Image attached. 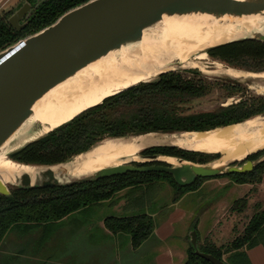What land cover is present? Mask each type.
Wrapping results in <instances>:
<instances>
[{
  "label": "trees",
  "instance_id": "16d2710c",
  "mask_svg": "<svg viewBox=\"0 0 264 264\" xmlns=\"http://www.w3.org/2000/svg\"><path fill=\"white\" fill-rule=\"evenodd\" d=\"M35 1L24 0L31 8ZM86 1L46 0L33 8L27 18L20 20L23 26L19 30H14L7 24L6 19L12 12H6L0 17V50L50 25L63 12ZM205 53L209 58L233 68L250 72L264 71V42L238 40L208 48ZM186 72L189 74L183 75L180 71L164 72L152 81L138 83L110 95L39 139L12 152L8 157L24 164L52 165L88 150L105 138L149 132H201L239 123L253 115L264 113L262 97L258 98L259 101H238L209 111L187 112L188 104L207 95L212 84L197 70ZM220 86L226 92L229 89H241L240 85L228 83ZM139 153L167 155L194 163H204L205 157H209L202 152L174 146L148 147ZM263 153L264 148L248 155L246 160H255ZM154 164L164 165L160 162ZM263 175L264 159L248 172L222 173L215 177L227 176L234 183L254 185L261 182ZM160 179H166L171 186V201L175 202L183 193L195 190L208 177L196 178L192 184L184 187L177 186L169 174L155 172L124 173L56 187H10L8 196L0 195V241L8 229L17 228L20 233H26L39 225L58 221L82 207L110 200L123 189L134 190L142 185L147 190L154 181ZM246 198L247 195H244L233 200L227 210L241 213L246 207ZM138 201H141L139 196L133 203ZM252 208L240 233L224 244H216L209 234L200 239L197 232L198 216L194 214L189 221L188 230L196 233L195 249L222 259L226 264L233 259L240 264H250L244 250L255 245L264 247V203H256ZM101 223L110 235L128 234L131 249L137 248L153 230L150 216L145 213L122 217L106 216ZM184 239L188 242L187 236ZM193 251L194 248L188 242L181 264H212Z\"/></svg>",
  "mask_w": 264,
  "mask_h": 264
},
{
  "label": "water",
  "instance_id": "95a60500",
  "mask_svg": "<svg viewBox=\"0 0 264 264\" xmlns=\"http://www.w3.org/2000/svg\"><path fill=\"white\" fill-rule=\"evenodd\" d=\"M45 1L46 0H36L32 8L28 3H22L7 17V24L14 30H19L23 26L20 20L22 18H27L33 12V8H37ZM189 14L209 16L215 19L220 17L241 18L257 16L261 20L262 31H252L241 38L208 46L203 49L204 52L208 48L238 40L264 42V0H87L63 12L50 25L32 34L26 35L1 49L0 153L3 151L9 138L30 117L32 107L36 101L53 87L72 77L77 71L90 63L104 57L107 53L116 51L121 46L138 42L142 32L158 24L162 17H181ZM174 63L181 62L174 60L172 64ZM168 71L175 70L169 69L159 72L153 79L144 82L152 81L156 79L157 75ZM183 71L188 70L183 69ZM226 79L231 82L238 80L228 75H226ZM104 98H102V100ZM262 114L264 113L255 116ZM224 127L226 126L217 128ZM51 130L10 150L6 157L11 160L8 157L9 154L39 139ZM149 133L157 134L156 132ZM143 134L125 135L105 139L135 137ZM160 134L165 135L172 133ZM156 146H174L184 149L175 144H153L143 147L140 150ZM263 148L264 146L251 153H247L240 159L227 160L226 166L222 168L218 167L220 165L213 166V162L210 164H207V162L194 163L181 158L168 156L175 160L177 165L173 166L160 159L161 156L167 155L152 154L143 156L139 153V150L136 154V160H127L121 164L100 168L89 175L76 178L67 177L65 165L78 154L64 162L52 165H31L13 161L23 165L39 167L40 171L34 176L32 182L30 176L25 173L19 174L12 184H5L0 180V195L8 196L10 187H56L124 173H165L171 176L173 182L177 186L184 187L192 184L196 178L200 177L210 178L222 173L248 172L257 162L264 159V153L255 160H246V157ZM86 151L79 154H83ZM239 161H243L240 166L231 165ZM154 162H163L164 165H157L154 164ZM146 163L149 164L145 165ZM52 167H55V169L52 170ZM188 236L189 242L194 248L193 252L195 255L208 260L212 264H226L222 259L208 253L199 252L195 249L196 233L194 230H191Z\"/></svg>",
  "mask_w": 264,
  "mask_h": 264
},
{
  "label": "bare ground",
  "instance_id": "6f19581e",
  "mask_svg": "<svg viewBox=\"0 0 264 264\" xmlns=\"http://www.w3.org/2000/svg\"><path fill=\"white\" fill-rule=\"evenodd\" d=\"M262 30L261 20L257 16L215 19L189 14L162 17L158 24L142 32L138 42L107 53L36 101L30 117L9 138L0 153L1 182L12 184L22 173L30 176L32 182L40 171L39 167L9 160L6 155L10 150L41 136L106 96L153 79L159 72L173 69L174 60L190 64L186 60L190 54L202 59L206 56L203 49L208 46ZM192 65L205 73L228 75L240 81L251 80L253 89H258L264 95V72L222 68L217 63L212 70H204L199 64ZM153 144H175L182 148L220 153L219 159L213 162V166H218L227 160L240 159L264 146V114L203 133H148L135 137L104 139L65 165L67 177H82L100 168L136 160V154L141 148ZM160 159L173 166L177 165L172 157L161 156ZM51 169L54 170L55 167Z\"/></svg>",
  "mask_w": 264,
  "mask_h": 264
},
{
  "label": "rangeland",
  "instance_id": "374dc122",
  "mask_svg": "<svg viewBox=\"0 0 264 264\" xmlns=\"http://www.w3.org/2000/svg\"><path fill=\"white\" fill-rule=\"evenodd\" d=\"M22 3L24 0H13L4 8H0V17L6 12L15 11ZM186 60L190 64L174 63L172 70L188 75L189 73L183 69L188 71L195 69L212 84L211 91L207 95L188 104L187 112L209 111L218 106H225L238 101H259V97L264 98L261 91L253 89L251 80L231 82L226 79V75L205 73L192 64H199L204 70L214 69L215 63L222 68H233L231 66L213 60L207 55L205 58L198 59L195 54H190ZM212 82L216 83L213 84ZM223 83L240 85L241 89H229L226 92L220 86ZM184 149L209 155V157H205L207 164L220 157V153ZM227 162L218 167L226 166ZM241 164L242 162L239 161L231 165L240 166ZM222 178L224 185H221L222 183L215 186L211 183L202 185V182L207 179L201 181L194 191L186 192L180 197L175 202L177 204H173L171 201L173 195L171 186L166 179H160L154 181L155 183L147 190L142 185L134 190L123 189L110 200L82 207L58 221L39 225L26 233H20L17 228L8 229L0 241V264H105L104 262L111 261L109 256H118L121 258V264H157L154 262L153 256L155 254H158L159 257L164 256L163 249L165 247L169 249L180 248V251H184L185 257V247L189 242L188 234L191 231L188 230V224L194 214L191 211L193 214L190 215V209H202L207 204V200L223 201L220 205L221 209L214 212L207 211L210 216H202V211L198 215V221H200L197 225L199 238L202 239L203 234H207L209 231L215 243L224 244L240 233L247 218L252 213L253 205L264 203V175L261 185H259L260 183L251 186L238 184L239 186L234 188V191L232 188L229 194L226 193L227 188L235 183L231 177L222 176ZM244 195H247L246 207L241 213H233L227 210L233 199ZM138 196L141 201L133 203V200ZM137 213H145L150 216L153 230L135 249L128 247V234L121 233L117 237L116 235H108L101 223L106 216L122 217ZM213 213L215 216H211ZM155 228L168 231L164 236L165 238L161 240L155 235ZM182 236H184V245L180 239ZM186 236L188 242L184 239ZM156 242L161 247L154 250L153 246ZM260 247L264 250V247L261 245ZM247 249L244 251L246 252ZM184 257L180 263L173 261L170 264H181ZM228 262L229 264H240L236 259Z\"/></svg>",
  "mask_w": 264,
  "mask_h": 264
},
{
  "label": "crops",
  "instance_id": "0c3cea01",
  "mask_svg": "<svg viewBox=\"0 0 264 264\" xmlns=\"http://www.w3.org/2000/svg\"><path fill=\"white\" fill-rule=\"evenodd\" d=\"M13 0H0V8H4L5 7V5H7V4H9V3H11ZM263 179V178H262ZM224 181V179L222 178V177H210L209 179H207V180H205V181H203L202 182V185H204L205 183H211L213 186H215V185H219L220 183H222ZM262 182V181H261ZM260 182V184L259 185H261L262 183ZM201 185V186H202ZM221 185H224L223 183L221 184ZM242 185V184H241ZM246 186L247 185H249V186H251L250 184H245ZM234 186V187H233ZM239 185L238 184H234V185H231V186H229L228 188H227V190H226V193L228 192V194L231 192V190H232V188H233V191H234V188L236 189L237 187H238ZM200 187V186H199ZM151 191V190H150ZM194 191V190H193ZM189 192V191H188ZM211 192V191H210ZM186 193V192H185ZM185 193H183L182 195H181V197L185 194ZM180 199V198H179ZM178 199V200H179ZM235 199H237V198H235ZM235 199H233V200H235ZM177 200V201H178ZM232 200V201H233ZM177 201H175V202H177ZM223 201V200H222ZM222 201L220 200V201H210V200H207V204H205V206H203V208L202 209H194V210H191L190 209V215H192L193 213L194 214H196L197 216L200 214V212H201V215L202 216H210V214H207V211H216V210H219V209H221L220 207V205L222 204ZM175 202H173V204H177V203H175ZM226 202V201H225ZM175 210H177L178 211V209H175ZM193 213H192V212ZM193 214V215H194ZM192 215V216H193ZM191 216V217H192ZM211 216H215L214 215V213L211 215ZM199 223H200V221H198V223H197V225H199ZM106 230V229H105ZM107 231V230H106ZM155 235H157L161 240H162V238H165L164 236L168 233V231H164V230H159V229H157V228H155ZM154 231H153V233H154ZM197 232H198V235H199V231H198V228H197ZM107 233H108V235H110L109 234V232L107 231ZM205 234V233H204ZM203 234V237L205 236V235H207V234H211V232H207V234H205L204 235ZM116 237H117V235H116ZM183 237L184 236H182V237H180V239L182 240V245H184L183 244ZM210 237H211V239L213 240V238H212V236L210 235ZM217 244V243H216ZM130 245H129V243H128V247H129ZM158 247H161L160 245H159V243H155L154 244V246H153V249L154 250H157L158 249ZM184 247V246H183ZM130 248V247H129ZM161 249H163V248H161ZM163 251L165 252L164 253V256H160L159 257V255L157 254H155L154 256H153V260H154V262L155 263H157V264H170L171 262H173V261H175L176 263H180L181 262V260H182V258L184 257V251L182 252V251H180V248L178 249V248H176V249H169V248H167V247H165V249H163ZM264 250H263V248H261L260 247V245H255V246H253V247H251V248H249V249H247V251L245 252V254H246V256H247V259H248V261H249V263L251 262V264H264ZM113 258V259H112ZM109 259H111V261H107V262H104L105 264H121V258H119L118 256H109ZM113 261V262H112Z\"/></svg>",
  "mask_w": 264,
  "mask_h": 264
},
{
  "label": "flooded vegetation",
  "instance_id": "af4514ba",
  "mask_svg": "<svg viewBox=\"0 0 264 264\" xmlns=\"http://www.w3.org/2000/svg\"><path fill=\"white\" fill-rule=\"evenodd\" d=\"M153 153H145V154H142L143 156H149V155H152ZM149 163H146L145 165H148ZM137 165V164H135ZM139 165V164H138Z\"/></svg>",
  "mask_w": 264,
  "mask_h": 264
}]
</instances>
